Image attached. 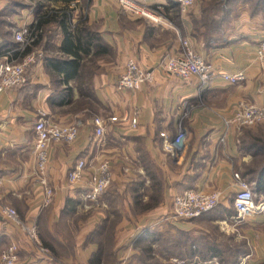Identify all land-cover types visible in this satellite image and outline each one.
I'll return each instance as SVG.
<instances>
[{"label": "crops", "instance_id": "crops-1", "mask_svg": "<svg viewBox=\"0 0 264 264\" xmlns=\"http://www.w3.org/2000/svg\"><path fill=\"white\" fill-rule=\"evenodd\" d=\"M40 1L38 18L44 13L60 16L66 11L73 36L64 44L61 25L56 21L46 23L37 42L45 55L28 68V84L0 92V252L12 241L20 242L23 251L33 249L20 227L2 213L4 205L15 208L23 220L36 221L42 240L54 248L51 240L62 239L56 226L62 222L68 230L75 227L69 217L75 213V199L84 202L87 224L91 226L87 234L91 237L97 234V225L109 223L114 214L106 195L96 201L85 198L90 170L109 153L106 143L94 139L93 117L106 110L119 119L110 122L113 183L129 196L113 208L119 220L111 252L99 253V245L89 243L82 252L84 264H105V257L112 259L111 264H135L131 260L140 254L139 246L148 243L163 227L174 229L177 240L190 237L196 241V257L201 252L212 255L207 243L216 241L213 226L230 236L232 243L264 242V209L239 220L232 204L235 173L254 183L256 202L264 203V189L259 192L257 186L264 174V150L254 147L256 138H264V131L256 125L233 128L225 142L220 141L223 118L242 102L264 106V81L255 62L264 27L244 9L230 14L231 21L214 35L216 39L206 40L197 22L202 17L203 0L186 13L173 0H154V5L160 7L162 23L126 14L118 0ZM23 15L26 26L33 27L37 18L30 12ZM91 37L95 40L89 51L78 52V70L60 64V60L74 58L72 52L64 50L65 45L74 50L77 40L85 42ZM183 39H189L219 71L246 70L247 80L230 85L217 77L202 88L196 77L184 82L171 75L160 61L165 55L179 53ZM129 58L154 69L153 80L138 91L117 88ZM39 117L80 125L76 142L50 147L48 177L54 198L47 206L43 205L44 190L36 177L34 124ZM131 117L137 118L135 126L131 125ZM179 125L187 130V142L177 156L165 148L166 139L161 133L171 139ZM79 159L88 162L87 174L80 182L72 183L67 175ZM152 176L161 183L159 203L151 202L150 194L155 189ZM190 189H220L225 198L215 210L191 221L159 218L172 212L176 194ZM118 191L116 188L107 195L114 197ZM31 258L35 264H54L38 258L35 252Z\"/></svg>", "mask_w": 264, "mask_h": 264}, {"label": "built area", "instance_id": "built-area-1", "mask_svg": "<svg viewBox=\"0 0 264 264\" xmlns=\"http://www.w3.org/2000/svg\"><path fill=\"white\" fill-rule=\"evenodd\" d=\"M177 3L182 13L192 8L196 0H173ZM118 4L126 13L147 18L155 23H162L159 14V6H155L154 0H118ZM18 45L15 48H5L0 56V92L9 88L21 87L29 81L28 68L36 64L42 57L43 52H28L21 56L26 48L33 42V27L22 26L14 33ZM255 62L260 75L264 81V38H262L255 51ZM160 65L171 75L186 82L193 77L198 78L200 87L208 86L215 78L219 77L230 85H239L248 78L244 69L234 72L219 71L215 66L199 54L189 39L182 40V50L174 55H165ZM154 78L153 68L142 67L136 59L129 58L125 69L117 81V88L121 91H138L142 86L151 82ZM128 118V117H127ZM126 118V119H127ZM129 119V118H128ZM119 121L117 116H111L106 121L101 116L93 118L94 139L100 140L105 133L107 122ZM132 126L137 123L136 117H131ZM264 123V106L250 102H242L240 106L229 116L223 118L224 129L220 135V141L225 142L228 132L235 128L255 126ZM35 144L34 154L36 158V177L43 187V205L47 206L53 199V188L48 182V170L50 162V147L55 143L72 144L80 135V125L74 123H60L45 117H40L34 124ZM166 139L165 148L175 155H180L186 146L187 130L179 125L176 135L169 139L165 133H161ZM88 162L79 159L68 172L67 178L72 183L83 180L87 174ZM236 179L233 204L237 211V218L244 219L246 216L264 209V203L256 202L254 183L250 182L238 173L234 174ZM113 180L112 162L109 158L101 160L93 166L89 172V180L85 198L87 201H96L99 196L110 186ZM3 177L0 176V186ZM223 190L212 191L186 190L176 194L172 199V212L166 216L171 220H194L204 214L215 210L224 200ZM0 193V201H1ZM2 213L18 225L25 235L27 242L31 244L38 258L53 261L51 250L44 246L40 237L36 221H25L21 219L15 208L4 205ZM21 246L12 241L1 251V264H19V251Z\"/></svg>", "mask_w": 264, "mask_h": 264}, {"label": "rangeland", "instance_id": "rangeland-1", "mask_svg": "<svg viewBox=\"0 0 264 264\" xmlns=\"http://www.w3.org/2000/svg\"><path fill=\"white\" fill-rule=\"evenodd\" d=\"M197 1L198 0H196V2ZM204 1L205 0H203L201 3L202 6L205 5ZM40 2H41L40 0H0V56L1 54H3V50H4L3 47H5V45L7 44L9 45L12 43L17 44L14 38L15 31H17L20 27L26 26L28 24V23L23 22L24 20L23 14H25V12H28V13L30 12L31 16H33L35 19L36 18L38 19L39 14L37 13V10L41 4ZM232 8H233L232 12L234 14H239V12H241L240 10L245 9L252 16L255 22H257V24L264 27V0H236L235 2H233ZM252 12H255V13L252 15L251 14ZM37 19L34 22V24H36ZM31 49H32L31 50L32 53H37L41 51L43 52V55H45V50L41 49L40 46H38V44L33 45ZM111 115H112L111 112H109V110H106L101 115L97 114L94 117L101 116L106 121H108ZM255 127L258 129L261 128L264 131V123L257 124ZM112 131H113V128L111 129L110 122H107L104 135L102 136L100 140H97V141L106 143L107 147L109 148V151H108L109 153L107 154L106 157L111 160L112 171H113V161L114 160L112 157L114 155L113 153L114 150H110L112 148L114 149V146L110 145L111 139H112ZM243 178L246 179L245 177ZM48 182H49V177H48ZM113 182H114V171H113V181L111 185L106 189L104 193L101 194V197L103 198L106 195L107 199L106 198L105 199L107 200V203L108 205H110L111 211L114 214L113 217L109 220V223L107 224L108 228L104 230L103 234H101V231H100L101 228H99L100 226L97 225L96 226L97 234H93L92 237L91 235L87 234L91 226L87 224L88 215L86 214L87 212L85 211L83 207L84 202L82 200L80 201L79 199H75L78 203L75 209V213L74 215L70 214L69 216L71 220L73 218L75 222V227H73L72 230H70L71 228L70 226L68 230V228L66 226L63 227L62 222H60L61 224L57 225L56 229H59V232L61 233L60 235H62L61 236L62 239L51 240L52 243L55 245V250H56L55 252H52V255L54 257L53 259L54 264H84L82 252L86 249V247H88L89 243H93V242H95L98 245L99 244L101 245V243L104 244L103 245L104 247L102 248L103 252L105 253L111 252L112 246L115 244L114 238H115L116 223L119 220V214H117L113 208L115 207V205H119L123 201H125L126 197L129 196L127 195L125 190H121L120 187H115ZM116 188L120 190V192L118 191V194L116 196L111 197L110 195H107L108 192L115 191ZM151 194H153V192H151ZM151 194H150V197H151ZM53 198H54V190H53ZM168 215L169 213H167L166 215L160 216L159 218H163ZM19 217L21 218L20 215ZM38 229H39V226H38ZM109 231H112V233H110L111 239H109L108 237ZM211 231L214 233V236H216L217 239L221 238L219 240L222 242L224 246L227 247V245L230 244L232 246L240 245L242 247L240 254L235 253V254H238L236 259L234 256L232 257L231 251L225 250L224 253L221 255V257H217L214 259V262L216 264H218V262L220 261L221 263L219 264H264V242H262L261 240H256L255 243L253 241L248 242L247 240L245 242L239 241L236 243H232L228 239L230 236L228 237V235H226L225 233L223 232L221 233L220 230L216 228L215 226L211 228ZM39 233H40V230H39ZM157 233H159L158 235L159 240L155 243V249H154L155 251L154 257L156 258V260L148 259L147 255H145L142 252L141 245H140L139 246L141 250L140 254L133 256L131 261L133 262L135 261V264H148V263L150 264L151 263L152 264H196V261L200 259L201 255H198V257L192 255V252L194 250L191 247V242L193 240L192 238L187 237L186 241L177 240L176 238H178V233H176L175 230L172 229L171 227H163V229L161 228V230L158 231ZM14 242L22 246L20 242L18 241H14ZM23 250L24 249L21 248V250L19 251V257H20L19 264H35V261H33L31 258V256L34 255V252H35L33 251L34 249L32 250L29 249V251H23ZM252 253L253 255H251ZM106 254L105 256H107ZM249 254L250 256H245ZM0 258H1V252H0ZM111 262H112V259L110 257L104 258L105 264H111Z\"/></svg>", "mask_w": 264, "mask_h": 264}, {"label": "trees", "instance_id": "trees-1", "mask_svg": "<svg viewBox=\"0 0 264 264\" xmlns=\"http://www.w3.org/2000/svg\"><path fill=\"white\" fill-rule=\"evenodd\" d=\"M64 1H70V0H64ZM235 1L236 0H205L204 1L205 5H203L201 8L202 17L197 22L200 23L199 28L201 29V32L203 33L204 38L206 40L216 39V37L214 35L223 29V26L225 23L231 21L230 14L233 11L232 5H233V2H235ZM254 13L255 12H252L251 14L253 15ZM56 16H58V18H56ZM51 21H56L61 25L62 32L64 35V44H66L68 42L69 37L73 36L72 32L69 30L68 13L66 11H63V13L60 14V16L57 14H53V13H44V14L39 16L36 24H34V26H33V35L35 36V39L26 48V50L24 51V53H22V55H24L28 52H31L32 46L37 44L39 38L41 37V34H42L41 30L44 28V25L46 23L51 22ZM94 40H95L94 37L89 38L85 42H81L79 39V40H77L78 43H77V45H75L74 50L69 49L65 45L64 50L65 51L69 50L70 52H72L74 54V58H72L70 60H60L59 61L60 64H62L63 66H67V67L71 66V67H74L75 70H78L79 67H81V64L78 60L81 58V55L78 52L81 51V52L87 53L89 51V46H91L93 44ZM87 43H89L88 46H87ZM17 45H18V43L17 44L12 43L9 45L7 44L5 46H9L10 48H14ZM27 84H28V82H27ZM248 132H246V133H248ZM254 142H255V144H254L255 149L264 150V138H256ZM151 179H152L153 184L155 186L153 194L150 197L151 202L152 203L153 202L159 203L161 201V196H160V191H159L161 189V183H160V180L158 179V177H156V176H152ZM257 186H258L259 192L264 189V174H262V176L257 180ZM69 203H70V200H69ZM233 207H234V204H233ZM99 228H101L100 231H101V234H103L104 230H106L108 228V226H107V224H103ZM110 233H112V231H109V236H108L109 239H111ZM158 235H159V233L154 232L153 236L150 238V241H148V243L145 242V243L141 244L142 252L145 255H147V258L150 260H152V259L156 260V258L154 257L155 256V254H154L155 248L153 247V244H155L159 240ZM42 242H43L44 246L48 247L51 250V252L56 251L54 246L50 242H48L46 240H42ZM215 242L208 241V243H207L208 244L207 247L211 248L213 250L214 254L212 253V255H207V254L205 255L202 252L199 253V255H201V257L199 260L196 261V264H216L214 262V259L217 257H221V255L224 253L225 250L231 251L232 252L231 255H232V257L234 256L235 259L238 256V254L241 253L240 251H241L242 247L240 245L232 246V245L228 244L226 247L222 244V242L220 240L218 241L217 238H216ZM195 244H196V241L192 240L191 247L193 249H194ZM103 245L104 244H102V243H101V245L99 244V253L103 252V249H102L104 247ZM235 253H238V254H235ZM192 255L196 256V249L193 250ZM142 262H144V261H142ZM219 263H221V261L218 262V264ZM93 264H96V262L93 261ZM148 264H150V263H148Z\"/></svg>", "mask_w": 264, "mask_h": 264}]
</instances>
